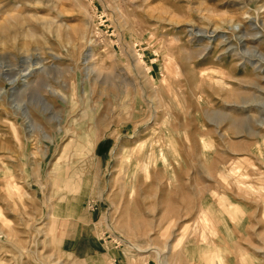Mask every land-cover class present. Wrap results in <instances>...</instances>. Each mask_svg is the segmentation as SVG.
<instances>
[{
  "label": "rangeland",
  "instance_id": "1",
  "mask_svg": "<svg viewBox=\"0 0 264 264\" xmlns=\"http://www.w3.org/2000/svg\"><path fill=\"white\" fill-rule=\"evenodd\" d=\"M0 264H264V0H0Z\"/></svg>",
  "mask_w": 264,
  "mask_h": 264
}]
</instances>
